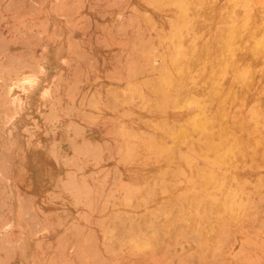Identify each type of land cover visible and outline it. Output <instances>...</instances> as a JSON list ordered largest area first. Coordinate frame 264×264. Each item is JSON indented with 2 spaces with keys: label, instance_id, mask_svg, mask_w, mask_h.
<instances>
[{
  "label": "rangeland",
  "instance_id": "374dc122",
  "mask_svg": "<svg viewBox=\"0 0 264 264\" xmlns=\"http://www.w3.org/2000/svg\"><path fill=\"white\" fill-rule=\"evenodd\" d=\"M173 1L0 0V264H264L258 34L234 30L228 90L171 76ZM207 172L227 189L197 195Z\"/></svg>",
  "mask_w": 264,
  "mask_h": 264
},
{
  "label": "bare ground",
  "instance_id": "6f19581e",
  "mask_svg": "<svg viewBox=\"0 0 264 264\" xmlns=\"http://www.w3.org/2000/svg\"><path fill=\"white\" fill-rule=\"evenodd\" d=\"M246 1L247 0H241L240 2L237 0H174L171 5L163 7L159 11H153L156 17H158L164 23V18L166 16L168 18H174L178 23V27L176 29L178 36L168 43L170 50H172L174 47L179 48V57L173 64L171 76L177 75L181 71H190V73L197 71L203 80L211 83L213 82V79H215V86H223L226 90H228L231 87L230 84L233 81V78L235 77L233 67L236 61H234V58L238 52H242V54L244 53L243 47H240V51L238 48H231V42L236 40L234 30L239 29L245 41L247 39L246 35L249 33V28H254L258 34V47L260 49L259 51L261 55L263 54L262 52H264V0L260 4L256 5V8L252 13L253 15H251L252 17L248 19V21L245 17ZM230 6L234 8L231 9ZM237 15L242 17L244 16L240 23H236L234 20V17ZM190 22L195 23V30H189L188 24ZM165 26L168 27L167 25ZM166 41L168 40L166 39ZM221 45L223 46L222 52L218 50V47ZM241 45H244V42ZM26 78L27 77L23 79L26 81ZM19 82L21 83V81ZM15 87H17V85H15ZM46 88L47 87L45 86L44 89ZM44 89L42 91H44ZM19 101L20 100L16 99V102ZM187 123L194 132L204 135L207 138L208 144L211 142V138L209 136L210 133H215L217 130V126L215 124L205 121L203 117L201 118L197 115L189 116L187 118ZM206 153H208L209 158L214 162V164L218 165V167L221 166L215 161V158L209 148H207ZM63 159L61 158V160ZM144 170L143 172L145 175L143 176H148L149 172L145 170L146 173H148L146 174ZM129 174H134L135 178L138 175V173H134V171ZM134 175H131L130 178L134 177ZM233 175L237 179H240L241 177L240 172L234 173ZM217 189L220 191H225V189H227L225 182L220 181L215 173L207 172L205 175H203V178L195 189V192L197 195L210 196L215 194ZM160 198L161 196H159V199ZM51 203L52 200L49 199L34 204L47 206L51 205ZM220 206L222 209L227 207L224 203ZM232 207L233 210H238L240 208V204L234 202ZM219 219L221 220L222 218L219 217ZM221 223L222 222L219 224ZM215 228L216 226L214 225L212 226L211 230L207 232V237L209 239L212 237ZM254 255L255 254H252V258L249 257V259H255Z\"/></svg>",
  "mask_w": 264,
  "mask_h": 264
}]
</instances>
